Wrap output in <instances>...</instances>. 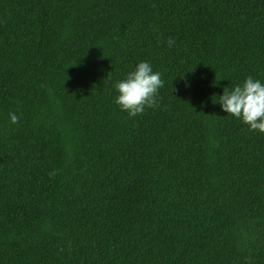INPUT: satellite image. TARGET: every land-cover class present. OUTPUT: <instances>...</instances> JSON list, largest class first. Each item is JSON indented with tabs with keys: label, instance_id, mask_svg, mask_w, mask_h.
<instances>
[{
	"label": "trees",
	"instance_id": "obj_1",
	"mask_svg": "<svg viewBox=\"0 0 264 264\" xmlns=\"http://www.w3.org/2000/svg\"><path fill=\"white\" fill-rule=\"evenodd\" d=\"M248 76L264 0H0V264H264V133L216 102Z\"/></svg>",
	"mask_w": 264,
	"mask_h": 264
},
{
	"label": "clouds",
	"instance_id": "obj_2",
	"mask_svg": "<svg viewBox=\"0 0 264 264\" xmlns=\"http://www.w3.org/2000/svg\"><path fill=\"white\" fill-rule=\"evenodd\" d=\"M165 43L172 47L175 39L169 38ZM163 81L159 72H154L149 62H139L125 79L118 81L114 88L118 95L115 103L129 117L142 114L146 108L158 106L159 89ZM224 112L231 114L249 127V130L264 133V83L248 76L242 84L236 85L231 91L224 89L217 101ZM12 124H18L20 117L9 113ZM58 170L48 173L52 178Z\"/></svg>",
	"mask_w": 264,
	"mask_h": 264
},
{
	"label": "rangeland",
	"instance_id": "obj_3",
	"mask_svg": "<svg viewBox=\"0 0 264 264\" xmlns=\"http://www.w3.org/2000/svg\"><path fill=\"white\" fill-rule=\"evenodd\" d=\"M53 102L56 103V99H55V98H53ZM1 123H2V121L0 122V124H1Z\"/></svg>",
	"mask_w": 264,
	"mask_h": 264
}]
</instances>
